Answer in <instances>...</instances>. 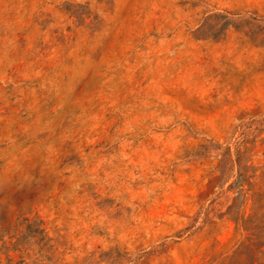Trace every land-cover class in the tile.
Segmentation results:
<instances>
[{
  "label": "rangeland",
  "instance_id": "rangeland-1",
  "mask_svg": "<svg viewBox=\"0 0 264 264\" xmlns=\"http://www.w3.org/2000/svg\"><path fill=\"white\" fill-rule=\"evenodd\" d=\"M0 264H264V0H0Z\"/></svg>",
  "mask_w": 264,
  "mask_h": 264
}]
</instances>
